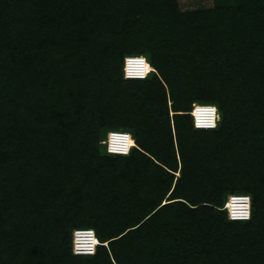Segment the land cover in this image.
Returning a JSON list of instances; mask_svg holds the SVG:
<instances>
[{"label":"trees","instance_id":"trees-1","mask_svg":"<svg viewBox=\"0 0 264 264\" xmlns=\"http://www.w3.org/2000/svg\"><path fill=\"white\" fill-rule=\"evenodd\" d=\"M0 264H264V0H0Z\"/></svg>","mask_w":264,"mask_h":264},{"label":"built area","instance_id":"built-area-1","mask_svg":"<svg viewBox=\"0 0 264 264\" xmlns=\"http://www.w3.org/2000/svg\"><path fill=\"white\" fill-rule=\"evenodd\" d=\"M155 69L142 55H126L123 59L124 79H144ZM190 114L196 128H213L218 124L219 113L214 105L194 103ZM106 151L126 155L135 145L131 133L124 130H110L103 140ZM230 220H247L251 215V198L247 194H230L222 207ZM99 240L91 228H75L72 231V252L77 255L93 254Z\"/></svg>","mask_w":264,"mask_h":264},{"label":"rangeland","instance_id":"rangeland-1","mask_svg":"<svg viewBox=\"0 0 264 264\" xmlns=\"http://www.w3.org/2000/svg\"><path fill=\"white\" fill-rule=\"evenodd\" d=\"M177 2L179 4L180 9L183 11H188V10L199 9V8L211 6V0H177ZM196 103H199V102H196Z\"/></svg>","mask_w":264,"mask_h":264},{"label":"clouds","instance_id":"clouds-1","mask_svg":"<svg viewBox=\"0 0 264 264\" xmlns=\"http://www.w3.org/2000/svg\"><path fill=\"white\" fill-rule=\"evenodd\" d=\"M215 106V105H214ZM214 128V127H213ZM207 129H210V128H207ZM102 143H103V141H102ZM104 144V143H103Z\"/></svg>","mask_w":264,"mask_h":264},{"label":"bare ground","instance_id":"bare-ground-1","mask_svg":"<svg viewBox=\"0 0 264 264\" xmlns=\"http://www.w3.org/2000/svg\"><path fill=\"white\" fill-rule=\"evenodd\" d=\"M203 105H205V104H203Z\"/></svg>","mask_w":264,"mask_h":264}]
</instances>
